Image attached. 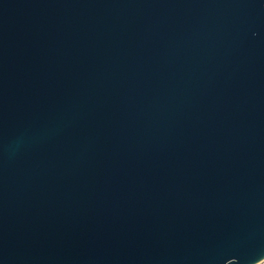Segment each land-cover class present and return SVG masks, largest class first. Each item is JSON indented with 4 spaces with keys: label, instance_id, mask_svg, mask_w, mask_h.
<instances>
[{
    "label": "water",
    "instance_id": "obj_1",
    "mask_svg": "<svg viewBox=\"0 0 264 264\" xmlns=\"http://www.w3.org/2000/svg\"><path fill=\"white\" fill-rule=\"evenodd\" d=\"M264 259V0H0V264Z\"/></svg>",
    "mask_w": 264,
    "mask_h": 264
},
{
    "label": "built area",
    "instance_id": "obj_2",
    "mask_svg": "<svg viewBox=\"0 0 264 264\" xmlns=\"http://www.w3.org/2000/svg\"><path fill=\"white\" fill-rule=\"evenodd\" d=\"M256 264H264V259L261 260L260 262L256 263Z\"/></svg>",
    "mask_w": 264,
    "mask_h": 264
}]
</instances>
